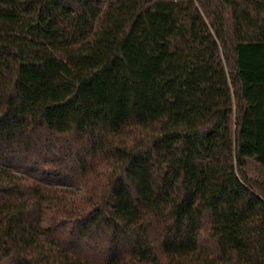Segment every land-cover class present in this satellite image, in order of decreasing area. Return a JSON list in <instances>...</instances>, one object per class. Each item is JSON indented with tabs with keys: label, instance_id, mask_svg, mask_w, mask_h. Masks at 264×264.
I'll list each match as a JSON object with an SVG mask.
<instances>
[{
	"label": "trees",
	"instance_id": "1",
	"mask_svg": "<svg viewBox=\"0 0 264 264\" xmlns=\"http://www.w3.org/2000/svg\"><path fill=\"white\" fill-rule=\"evenodd\" d=\"M0 264H264V0H0Z\"/></svg>",
	"mask_w": 264,
	"mask_h": 264
}]
</instances>
